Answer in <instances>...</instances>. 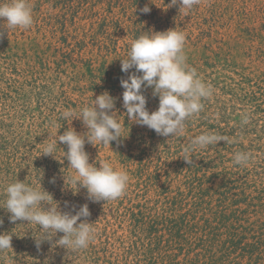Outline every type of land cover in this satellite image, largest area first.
I'll list each match as a JSON object with an SVG mask.
<instances>
[{
    "label": "rangeland",
    "instance_id": "obj_1",
    "mask_svg": "<svg viewBox=\"0 0 264 264\" xmlns=\"http://www.w3.org/2000/svg\"><path fill=\"white\" fill-rule=\"evenodd\" d=\"M142 1L144 4L136 5ZM29 2L34 18L30 28L8 29L6 22L0 20V168H4V163L5 168L19 164L13 182L17 179L30 185L40 182L62 212L74 214L73 209L88 204L91 215L87 222L96 231L94 241L86 249L69 251L56 245L63 233L42 241L37 248L39 227L27 221H10L11 214L2 208L7 185L1 182L4 175L0 171V219L3 220L0 234L12 235V248L0 252V264L116 262L111 248L108 246L106 252L105 243H101L105 238L99 237L107 225L114 224L110 207L104 201L89 200L85 188L70 183L75 170L70 168L65 156L67 145L58 141L53 156L42 154L44 143L52 138L58 140L71 127L78 133H86L80 119L65 120L61 113L66 109L78 113L105 91L115 98L114 111L124 123V131L122 138L110 146L86 142L89 163L99 167L100 161L109 160L114 167L127 170L134 181V171L140 169L139 158H144L145 165H149L150 159L156 164L159 157L166 162L165 158L176 150L183 155V148L195 136L212 131L231 135L233 142L251 149L254 157L246 167L236 165L233 157L238 148L225 150V141L198 149L197 153L205 151L203 155L210 157L216 167L212 170L215 184H222L225 178L240 181L241 177H247L249 181H257V188H264V0H199L187 12L179 10V5L169 7L171 0ZM146 5L151 9L147 14L140 11ZM169 29L185 33L187 64L214 88L213 96L202 101L203 110L186 121L184 133L172 138L129 120L120 83L135 71H121V59L127 58L132 41L151 31ZM143 94L148 111L157 110L159 98L153 96L152 88L144 89ZM245 113L251 116L248 124L242 123ZM129 153L133 156L132 167L123 165L120 158L121 154ZM24 157L30 164L22 161ZM226 174L235 176L226 177ZM117 205L121 206V202L112 207ZM100 207H106L101 214L97 213ZM257 210L250 215L251 221L263 223L264 214ZM108 229L109 234L114 230L122 233L118 224ZM94 246L95 249L89 248Z\"/></svg>",
    "mask_w": 264,
    "mask_h": 264
},
{
    "label": "clouds",
    "instance_id": "obj_2",
    "mask_svg": "<svg viewBox=\"0 0 264 264\" xmlns=\"http://www.w3.org/2000/svg\"><path fill=\"white\" fill-rule=\"evenodd\" d=\"M199 0H171L169 7L179 5V10L190 11ZM147 14L151 9L146 5L140 10ZM0 20L6 22L8 29H28L34 22L33 7L29 0H8L0 3ZM185 33L175 29L161 32L151 31L140 35L131 43L126 59H121V71L129 73L128 79L120 81L124 89L122 93L123 107L131 122L147 126L158 135L175 137L182 135L186 121L198 115L204 108L203 100L214 94V88L198 75L197 70L189 66L184 52ZM139 73V74H137ZM152 88L153 96H158V109L148 111L147 98L143 90ZM115 98L109 92L96 96L91 105H86L77 113L66 109L61 118L71 121L78 118L87 132L78 133L75 129L66 130L62 135L43 144L42 154L51 155L57 151L58 141L67 145L66 159L75 175L70 183L87 190L88 199L93 202L111 201L121 198L130 182V175L123 168L114 167L109 160H102L99 167L89 163V154L85 151V143L99 142L110 146L111 142L122 138L124 123L117 119L114 111ZM251 116L245 113L242 123L248 124ZM232 143L228 136L212 131L204 132L193 138L183 148V159L191 165L192 153L203 150L218 142ZM234 163L248 166L254 157L251 152L238 151L233 157ZM54 182V181H53ZM4 209L10 213V221H27L39 227L36 240L37 248L42 241H50L57 233H63L55 244L69 251L86 249L95 239V228L87 222L91 215L88 204L79 210L60 211L52 194L44 190L41 183L30 185L18 179L4 188ZM67 205V202H66ZM81 218H84L81 220ZM78 221H80L78 223ZM0 224L3 220L0 219ZM11 234H0V252L11 247Z\"/></svg>",
    "mask_w": 264,
    "mask_h": 264
},
{
    "label": "trees",
    "instance_id": "obj_3",
    "mask_svg": "<svg viewBox=\"0 0 264 264\" xmlns=\"http://www.w3.org/2000/svg\"><path fill=\"white\" fill-rule=\"evenodd\" d=\"M142 4L143 1L136 5ZM149 147L147 144L146 150ZM234 147L238 148L235 153L251 150L237 142L223 145L225 150ZM203 154L206 152L192 153L191 165L178 150L166 157V162L159 157L156 164L150 159L145 165L144 158L138 159L140 169L134 171L135 180L130 179L125 194L103 202L122 231L109 234L112 224L99 235L105 238L101 242L106 245L105 251L109 246L116 260L110 264H264V222L251 221L250 216L257 208L264 214V188H257V181L247 177L240 181L225 178L216 185L212 171L216 167ZM120 158L123 165L132 167L131 153L121 154ZM22 161L30 164L26 157ZM6 165L0 168L4 175L1 182L8 185L20 165L12 163L5 168ZM227 176L234 178L235 174ZM235 183L241 185L237 187ZM119 201L121 206L112 207ZM106 207L96 208L97 213Z\"/></svg>",
    "mask_w": 264,
    "mask_h": 264
}]
</instances>
